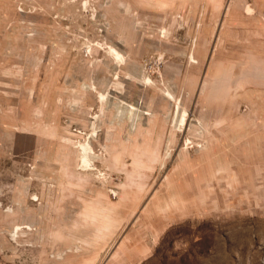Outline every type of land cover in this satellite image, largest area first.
Returning <instances> with one entry per match:
<instances>
[{
  "label": "rangeland",
  "instance_id": "obj_1",
  "mask_svg": "<svg viewBox=\"0 0 264 264\" xmlns=\"http://www.w3.org/2000/svg\"><path fill=\"white\" fill-rule=\"evenodd\" d=\"M0 264H264V0H0Z\"/></svg>",
  "mask_w": 264,
  "mask_h": 264
}]
</instances>
